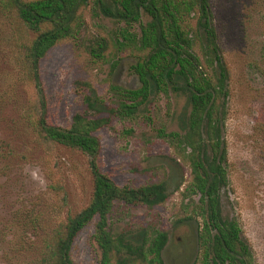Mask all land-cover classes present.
I'll return each mask as SVG.
<instances>
[{"label": "rangeland", "instance_id": "1", "mask_svg": "<svg viewBox=\"0 0 264 264\" xmlns=\"http://www.w3.org/2000/svg\"><path fill=\"white\" fill-rule=\"evenodd\" d=\"M115 1L88 0L76 12L78 37L60 40L40 61L51 124L66 127L74 115L87 112L86 89L80 83L88 84L110 107L122 98L120 91L139 85L130 66L142 53L120 36L124 25L99 10L98 2L111 7ZM211 7L230 73L224 118L229 181L225 210L238 221L254 263L264 264V0H211ZM32 38L15 16L0 11V233L9 234L4 239L24 253L4 259L7 244L1 236L0 264L28 263L37 253L42 231L76 215L92 195L87 158L77 150L45 144L34 130V91L23 63ZM100 38L106 42L102 59L89 52ZM186 107L184 97L160 94L132 118L110 116L109 125L95 132L101 170L120 186L155 183L167 176L174 186L178 173L163 159L174 156L186 167L188 180L185 153L170 138L179 131V116ZM183 188L151 208L117 203L111 230L145 229L151 235L165 231L170 239L162 264H191L190 231L174 224L186 215ZM95 222L75 238L73 264H99L92 240Z\"/></svg>", "mask_w": 264, "mask_h": 264}, {"label": "trees", "instance_id": "2", "mask_svg": "<svg viewBox=\"0 0 264 264\" xmlns=\"http://www.w3.org/2000/svg\"><path fill=\"white\" fill-rule=\"evenodd\" d=\"M87 3L88 0H0V11L15 16L33 34L24 48L23 63L34 91V130L38 138L47 145L79 151L87 158L92 178L88 205L43 230L37 253L26 264H73L74 240L95 219L92 240L99 264H162L169 234L157 231L151 235L145 229L114 232L111 213L117 203L149 208L160 205L181 187L188 199L186 215L174 224L190 231L191 264H255L238 221L225 210L229 181L224 118L230 73L214 26L211 0H117L111 7L98 2L104 17L124 25L122 39L128 37L142 53L130 66L139 85L120 91L122 98L110 107L88 84L80 83L82 90L86 89L83 101L87 112L74 115L68 126L60 127L47 119L39 63L60 40L78 37L81 28L76 12ZM189 19L194 20V25L189 24ZM135 25L138 31L131 33ZM95 45L89 52L102 59L105 39H97ZM169 93L184 97L187 104L179 116V131L171 133L170 138L185 153L188 180L179 158L163 156L178 173L174 186L168 176L138 186L116 184L101 170L100 143L95 132L109 125L110 116L132 118L155 97ZM8 235L0 233L2 240ZM4 242V259L8 260L10 254H24L10 239Z\"/></svg>", "mask_w": 264, "mask_h": 264}]
</instances>
